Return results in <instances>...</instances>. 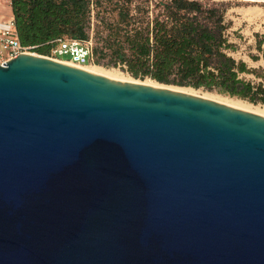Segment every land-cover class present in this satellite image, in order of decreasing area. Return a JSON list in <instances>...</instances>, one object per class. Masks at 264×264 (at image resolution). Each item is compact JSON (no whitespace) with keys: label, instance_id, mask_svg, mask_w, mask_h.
Listing matches in <instances>:
<instances>
[{"label":"water","instance_id":"95a60500","mask_svg":"<svg viewBox=\"0 0 264 264\" xmlns=\"http://www.w3.org/2000/svg\"><path fill=\"white\" fill-rule=\"evenodd\" d=\"M0 264H264V117L46 56L0 65Z\"/></svg>","mask_w":264,"mask_h":264},{"label":"trees","instance_id":"16d2710c","mask_svg":"<svg viewBox=\"0 0 264 264\" xmlns=\"http://www.w3.org/2000/svg\"><path fill=\"white\" fill-rule=\"evenodd\" d=\"M15 35L48 56L64 39L91 41L94 62L136 79L264 104V73L237 60L232 3L216 0H10ZM256 50L264 58V35ZM260 38H262L260 40ZM253 75L261 82L247 79Z\"/></svg>","mask_w":264,"mask_h":264},{"label":"rangeland","instance_id":"374dc122","mask_svg":"<svg viewBox=\"0 0 264 264\" xmlns=\"http://www.w3.org/2000/svg\"><path fill=\"white\" fill-rule=\"evenodd\" d=\"M216 1L232 3L231 6L232 8L228 11L226 17L228 21H232L233 23L232 31L236 32V35H234V42L237 44L238 48L237 51L233 53V56L237 60L245 61L250 68L257 69L262 73H264V58L261 57V59L258 61H254L252 59L253 56H259V53L255 47L259 39H257L255 35L256 33L264 35V0H216ZM95 30H96V26H93L91 32V38L93 39V43L97 45L95 38V33H96ZM261 39L262 38H260V40ZM28 53L40 55L38 53H34L31 51H28ZM40 56H44V55H40ZM65 58L68 59V57ZM89 67H96L95 70L97 73L105 75L111 79L125 81V82L146 83V84L156 83L160 86H164L176 90L185 89L188 92V94L204 97L206 99L217 101L219 103H223L231 107L234 106L228 104V102H234V103L243 102L244 108H242L241 110L248 111L264 117V104H252L246 100L219 94L216 91L209 92L204 89L196 90L191 87L164 85L149 78L144 80L136 79L120 68L108 67L105 66L104 64L98 65L96 63H92L91 66ZM246 78L254 80L256 82H261L262 80L256 78L253 75H247Z\"/></svg>","mask_w":264,"mask_h":264},{"label":"built area","instance_id":"2783aa9c","mask_svg":"<svg viewBox=\"0 0 264 264\" xmlns=\"http://www.w3.org/2000/svg\"><path fill=\"white\" fill-rule=\"evenodd\" d=\"M28 51L15 35L13 22L0 23V65ZM48 58L60 62L70 61L79 67L91 65L94 62L93 43L76 39L60 40L52 48Z\"/></svg>","mask_w":264,"mask_h":264},{"label":"bare ground","instance_id":"6f19581e","mask_svg":"<svg viewBox=\"0 0 264 264\" xmlns=\"http://www.w3.org/2000/svg\"><path fill=\"white\" fill-rule=\"evenodd\" d=\"M63 63H66V64H68V65H72V66H75V67H78V68L84 69V70L89 71V72L94 73V74L102 75V74H99V73L96 72V70H95L96 67H89V66H91V65H87V66L79 67V66H77V65L72 64L70 61H64ZM103 76H105V75H103ZM105 77H107V76H105ZM110 79H111V78H110ZM113 80H115V79H113ZM116 81H119V80H116ZM124 82H125V81H124ZM142 84L150 85V86H154V87L168 88V87L160 86V85H158V84H156V83H151V84L142 83ZM169 89H172V88H169ZM172 90H176V89H172ZM176 91H180V92H183V93H188L185 89L176 90ZM203 98H204V97H203ZM227 102H228V101H227ZM228 104H230V105H232V106H234V107H237V108H239V109L244 108V103H243V102H236V103H234V102H228ZM230 107H231V106H230Z\"/></svg>","mask_w":264,"mask_h":264},{"label":"crops","instance_id":"0c3cea01","mask_svg":"<svg viewBox=\"0 0 264 264\" xmlns=\"http://www.w3.org/2000/svg\"><path fill=\"white\" fill-rule=\"evenodd\" d=\"M13 10L10 0H0V23L13 21Z\"/></svg>","mask_w":264,"mask_h":264}]
</instances>
